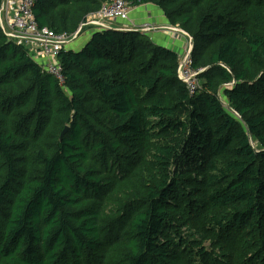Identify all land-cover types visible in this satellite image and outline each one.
Listing matches in <instances>:
<instances>
[{
	"label": "trees",
	"instance_id": "trees-1",
	"mask_svg": "<svg viewBox=\"0 0 264 264\" xmlns=\"http://www.w3.org/2000/svg\"><path fill=\"white\" fill-rule=\"evenodd\" d=\"M109 1L34 14L73 35ZM130 2L193 39L194 95L136 28L82 30L63 88L0 27V264H264V0Z\"/></svg>",
	"mask_w": 264,
	"mask_h": 264
},
{
	"label": "built area",
	"instance_id": "built-area-1",
	"mask_svg": "<svg viewBox=\"0 0 264 264\" xmlns=\"http://www.w3.org/2000/svg\"><path fill=\"white\" fill-rule=\"evenodd\" d=\"M36 0H2L0 27L4 35L17 45L25 47L31 57L39 62L43 69L53 76L59 86H66V77L59 62L61 51L76 41L83 28L106 30L117 22H129L132 5L130 0H110L97 14L88 16L87 22L73 35L57 34L48 28H40L34 14ZM187 40L180 54L178 70L179 80L185 84L190 95L200 88L199 75L203 70L194 68L192 57L193 39L177 26L168 28ZM132 30V29H131ZM156 27L146 26L144 31H154Z\"/></svg>",
	"mask_w": 264,
	"mask_h": 264
},
{
	"label": "crops",
	"instance_id": "crops-1",
	"mask_svg": "<svg viewBox=\"0 0 264 264\" xmlns=\"http://www.w3.org/2000/svg\"><path fill=\"white\" fill-rule=\"evenodd\" d=\"M126 23L117 22V25H113V27L116 26V28L123 29L124 27L132 28L135 26L149 24L156 27V30L147 34L154 43L165 48H169L179 54L182 53L184 47L186 46L187 40L185 38H181L180 36L178 38L177 34L168 29L171 27V24L165 17L164 13L153 5L133 7L130 14V21ZM128 24L132 27H129ZM93 32L94 31L92 29L88 30L85 34H82L79 37L81 40L78 41V38L76 42L73 44L71 43L68 48L81 50L90 39Z\"/></svg>",
	"mask_w": 264,
	"mask_h": 264
},
{
	"label": "rangeland",
	"instance_id": "rangeland-1",
	"mask_svg": "<svg viewBox=\"0 0 264 264\" xmlns=\"http://www.w3.org/2000/svg\"><path fill=\"white\" fill-rule=\"evenodd\" d=\"M124 23H126V22H124ZM126 24H127V23H126ZM114 25H117V23H115ZM81 26H82V25H81ZM128 26H129V27H132V26L129 25V24H128ZM146 26H150V25H149V24H144V25H142V26H135V27H132V28H136L137 30H140L141 32H144V33L149 34L151 31H150V32H149V31H148V32H147V31H144L145 28H146ZM80 28H81V27H80ZM87 28H89V26L83 28L82 30L86 31ZM121 28H123V27H121ZM124 28H127V27H124ZM124 28H123V29H124ZM93 30H94V29H93ZM77 32H78V31H77ZM178 38H179V35H178ZM79 40H81V38H79L78 41H79ZM78 41H77V42H78ZM75 42H76V41L72 42V44L75 43ZM188 92H189V91H188ZM189 94H190V93H189ZM225 105H226V107H227V104H225Z\"/></svg>",
	"mask_w": 264,
	"mask_h": 264
},
{
	"label": "water",
	"instance_id": "water-1",
	"mask_svg": "<svg viewBox=\"0 0 264 264\" xmlns=\"http://www.w3.org/2000/svg\"><path fill=\"white\" fill-rule=\"evenodd\" d=\"M68 129H69L68 127H66V128H65V130L63 131V133H62V136H61V137H63V136L66 134V132L68 131Z\"/></svg>",
	"mask_w": 264,
	"mask_h": 264
}]
</instances>
